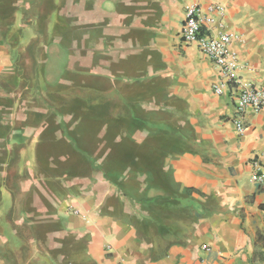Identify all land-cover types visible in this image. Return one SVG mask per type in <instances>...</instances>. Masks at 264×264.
Segmentation results:
<instances>
[{"label":"crops","instance_id":"1","mask_svg":"<svg viewBox=\"0 0 264 264\" xmlns=\"http://www.w3.org/2000/svg\"><path fill=\"white\" fill-rule=\"evenodd\" d=\"M104 2L107 12L129 9L140 17L135 21L144 17L152 26L162 21L156 46L178 109L181 149L161 154L152 147L123 156L120 169L127 164L124 170L138 172L134 195L128 181L120 195L113 183L99 179L68 206L58 201V192L33 195L48 187L40 150L58 137L48 136L41 103H32L34 112L16 114L26 107L15 87L25 71L15 66L0 26V264H32L36 253L64 252L68 234L75 244L69 264H264V181H251L252 161L264 152V109H247L239 134L233 87L214 94L218 68L180 37L187 5L204 12L210 4L222 5L224 14L214 15L212 30L222 26L239 36L231 44L239 76L264 89V0ZM38 171L39 180L26 179L24 173Z\"/></svg>","mask_w":264,"mask_h":264},{"label":"rangeland","instance_id":"2","mask_svg":"<svg viewBox=\"0 0 264 264\" xmlns=\"http://www.w3.org/2000/svg\"><path fill=\"white\" fill-rule=\"evenodd\" d=\"M104 1L0 0L1 29L15 66L25 71L15 87L26 107L16 114L34 112L32 103H41L48 136L58 137L40 150L41 178L48 187L33 195L58 192L65 206L87 196L94 179L113 183L120 195L128 181L134 195L138 172L124 170L127 164L120 169L123 156L152 147L161 154L181 149L178 109L156 46L162 21L152 26L144 17L135 21L140 17L129 9L107 12ZM24 174L32 183L40 179L39 171ZM71 239L65 235L64 252L34 254L32 264H52V258L69 264Z\"/></svg>","mask_w":264,"mask_h":264},{"label":"built area","instance_id":"3","mask_svg":"<svg viewBox=\"0 0 264 264\" xmlns=\"http://www.w3.org/2000/svg\"><path fill=\"white\" fill-rule=\"evenodd\" d=\"M223 14L224 7L219 4L208 5L205 12L197 5H187L180 37L185 44L196 45L199 51L218 68L219 81L212 85L214 94L221 95L227 86L233 87L236 108L233 123L236 131L242 134L244 131L241 122L243 113L247 109L254 111L264 109V89L244 82L239 76L241 65L231 50V44L239 41V36L226 32L222 26L217 32H213L214 15L222 16ZM252 167L251 181L262 183L264 181V152L252 161ZM72 212L77 214V211L72 210Z\"/></svg>","mask_w":264,"mask_h":264}]
</instances>
